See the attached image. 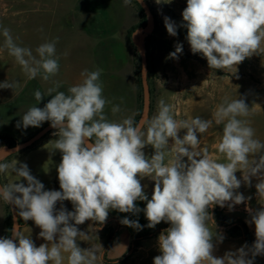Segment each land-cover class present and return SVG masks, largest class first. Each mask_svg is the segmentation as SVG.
<instances>
[{
    "label": "clouds",
    "instance_id": "obj_1",
    "mask_svg": "<svg viewBox=\"0 0 264 264\" xmlns=\"http://www.w3.org/2000/svg\"><path fill=\"white\" fill-rule=\"evenodd\" d=\"M182 18L184 23L178 26L164 17L167 33L175 37L177 28L185 27L192 53L202 54L211 69L234 68L235 74L236 66L246 58L264 53V0H187ZM0 36V51L14 58L27 79L48 81L58 75L59 37L33 50L17 44L11 30L2 25ZM182 52L183 45L177 43L168 58L178 59ZM101 74V69H85L82 81L67 93L58 90L59 81L46 93L36 90L33 95L38 103L46 96L51 99L42 108L31 106L17 122V128L27 129L47 121L57 130L53 135L58 138L51 142L52 152L62 153L57 166L60 190H46L26 163L9 161L12 154L0 147V174H14L20 181L0 185V201L19 209L24 222L33 221L45 241L36 246L14 224L9 236L0 237V264H97L102 260L99 250L77 243L91 239L78 225L92 221L102 227L110 210L133 215L143 211L148 228L162 221L170 224L158 237L160 254L153 264H254L257 256L264 255V142L256 138L248 119L252 113L246 97L225 98L212 119H176L173 106L160 99L150 118L112 121L105 113L112 101L103 95ZM18 86L15 80L0 83V89ZM120 110L119 104L112 105L113 114ZM213 122L223 125L216 145L223 162L200 146V135ZM182 129L186 133L181 138ZM149 145L154 149L150 157L143 151ZM237 171L242 173L240 179ZM144 177L155 182L151 199L141 184ZM252 178L258 181L259 209L248 206L250 196L236 191L242 183L251 187ZM66 200L72 203V211L63 206ZM137 201H146V207L139 208ZM240 204H245L250 216L246 223L255 226V241L215 256L224 236L216 231L209 209L227 205L231 211ZM120 223L137 231L144 227L127 217Z\"/></svg>",
    "mask_w": 264,
    "mask_h": 264
},
{
    "label": "rangeland",
    "instance_id": "obj_2",
    "mask_svg": "<svg viewBox=\"0 0 264 264\" xmlns=\"http://www.w3.org/2000/svg\"><path fill=\"white\" fill-rule=\"evenodd\" d=\"M145 1L154 16L155 27L149 33H138L140 37L136 40L144 49L151 68V101L159 96L172 77H180L183 85V91L174 101L176 119L192 112L194 118L212 119L215 109L225 98L232 100L245 96L252 113L248 119L256 130V138L264 142V53L246 58L236 66L235 74L234 68L225 71L211 69L202 54L192 53L185 27H178L175 37L170 36L165 28L164 17H169L178 26L184 23L182 11L187 0ZM0 25L11 30L17 44L33 50L59 37L56 53L60 57V70L57 76L44 80L45 84L66 80L78 82L85 69L91 71L96 66L98 54L114 48L130 51L136 75L141 77V53L133 42V32L139 26H148L149 21L135 0L128 5L124 0H0ZM177 43L183 45L182 54L178 59L168 58ZM2 45L3 37L0 36V47ZM18 72L25 75L6 50L0 51V83L10 81L11 76ZM8 94L9 89H0V102ZM142 100L141 114L143 92ZM222 128V124L213 122L209 128L214 134L211 142L217 138L219 142ZM219 162H223V158ZM235 174L238 179L242 177L239 171ZM255 184L253 180L251 187L242 183L236 191L243 195L254 193ZM217 217L219 221L224 218L222 211H218ZM166 228L140 234L143 237L136 239L134 247L120 261L106 263L102 258L97 264H153L154 257L160 254L158 237ZM112 235L109 232V236ZM148 239H154L155 246L149 245L148 242L153 241Z\"/></svg>",
    "mask_w": 264,
    "mask_h": 264
},
{
    "label": "crops",
    "instance_id": "obj_3",
    "mask_svg": "<svg viewBox=\"0 0 264 264\" xmlns=\"http://www.w3.org/2000/svg\"><path fill=\"white\" fill-rule=\"evenodd\" d=\"M96 69L102 70L100 79L103 84V95L112 101V103L107 105L105 108V113L107 114L109 120L121 121L127 117H134L137 121L140 113L139 87L137 82L136 66L132 60L130 51L123 48L120 50L114 48L113 50L109 49L101 52L98 54L96 66L93 67L91 71ZM82 79L78 82H75L74 80L61 81V86L58 90L67 93V89L70 86L80 83ZM12 80L18 81L19 86L15 90L9 89L8 96L4 97L3 101L0 102V133L7 134L17 140L24 141L42 128L48 126L50 122L46 121L43 122L40 127L30 126L27 129H23L22 127L17 128V122L21 120L22 115L31 106L36 105L37 107L42 108L44 104L51 99V97L46 96L38 103L35 100L33 93L36 90L46 93L47 90L54 87L55 84H45L41 77L29 80L25 75H22L21 72L13 74L10 78V81ZM182 91L183 85L180 83V77L179 79L172 77L159 96L156 99H152L148 118L156 114L157 105L160 99H163L166 103L172 105L174 110V101L178 96H180ZM121 98H123V102H121ZM113 104L120 105V112L116 114L111 112ZM192 118H194L193 112L189 114L184 113L183 118L179 117L178 119L191 120ZM56 131V129H53L31 147L8 157L9 161L16 159L21 163H26L31 171V174L44 184L46 190H60L57 166L61 162L62 153L59 150L52 152L53 143L51 142L58 138L53 135ZM185 133L186 130L182 129L178 135L182 138ZM213 135L214 134H212L211 130H208L204 133V135H200V146L201 148H206L209 154L213 157L221 159L222 157L220 158V154L216 148L218 138L215 142L210 141ZM172 143L173 142L170 139L169 145L171 146ZM143 151L145 152V155L149 157L154 153V149L150 145L146 146ZM17 179L18 178L11 173L0 174V185L13 183ZM252 180L256 183L258 182L256 178H252ZM24 183L26 184V181H24ZM154 183L155 182L150 177H144L141 179V184L144 186L145 194L149 199H151L153 194ZM244 196L251 197V200L248 201L249 207L253 209H259L261 207V205L257 202L256 192H249ZM62 203L68 211L73 210V205L70 201L66 200ZM136 204L141 209L146 207V201H137ZM8 207H10L9 204L0 201V237L7 236L8 233ZM56 207L59 209L61 207V203L58 202ZM245 207V204L242 206L237 205L234 207L235 209L230 211L229 208H226V206L223 208L217 206V211H222L223 217L228 224L234 225L238 222H242L247 226L251 246L255 241V226H250L246 223V221L250 219V216L245 210ZM18 211L19 209H17V214ZM209 212L211 213V208L209 209ZM125 217L137 220L140 225L144 226L143 229L137 231L131 227L121 224L120 220ZM18 219L19 222H22L20 224V230L25 235H30L36 246L45 243L43 238H40L38 235L41 229L36 226L33 221L24 222L19 216ZM147 223L148 221L143 211L137 215H133L131 213H121L116 210H110L107 221L102 227L92 221H86L84 224L78 225L80 230L89 233L91 239L87 241H78L77 243L82 248L94 246L99 250V254L102 255L103 259L109 262L117 261L130 252V250L134 247V242L140 234L147 230L153 231L164 227H170V224L162 221L153 229L146 227ZM209 227L213 228L214 226L209 223ZM96 229L98 230L96 231ZM216 231L224 236V240L216 246V250L214 252L215 256L221 257L226 251H234L245 244L241 236L232 235L228 231L218 227L217 224ZM109 232L113 233L111 237L109 236ZM108 240L110 242V246L105 248ZM149 240H152L153 242H148V244L155 246L154 243L156 241L154 239H148V241Z\"/></svg>",
    "mask_w": 264,
    "mask_h": 264
},
{
    "label": "water",
    "instance_id": "obj_4",
    "mask_svg": "<svg viewBox=\"0 0 264 264\" xmlns=\"http://www.w3.org/2000/svg\"><path fill=\"white\" fill-rule=\"evenodd\" d=\"M135 1L141 6L142 10L145 12L147 19L149 21L148 26H140L136 28L133 33V42L141 53V62H142V71H141L140 78H141V83H142L144 106H143V112L139 119L141 120L142 118L149 117L150 108H151V94H150V88H149V83H148V59H147L144 49L142 48V46H140V44L136 40V35L138 33L143 34V33L151 32L155 27V20H154V16L148 10L145 0H135ZM141 39H143V36H141ZM52 130L53 128L49 124L48 126L42 128L41 130H39L38 132H36L35 134L30 136L26 140L17 143V145H15L14 147H8V146H1V147L13 155V154H16L20 151H23L31 147L32 145H34L37 141H39L41 138H43L46 134H48ZM10 212H11V217H12V228L14 224H17L18 227L20 228L17 209L15 208L14 205H10ZM211 213L214 216V208H211ZM220 228L225 230L224 227H220Z\"/></svg>",
    "mask_w": 264,
    "mask_h": 264
},
{
    "label": "trees",
    "instance_id": "obj_5",
    "mask_svg": "<svg viewBox=\"0 0 264 264\" xmlns=\"http://www.w3.org/2000/svg\"><path fill=\"white\" fill-rule=\"evenodd\" d=\"M136 2V1H135ZM137 3V2H136ZM144 26V25H142ZM140 27V26H139ZM134 33V32H133ZM151 75V68L148 60V83H149V88H150V82H149V76ZM137 82H138V87H139V100H140V108L142 106L143 100H142V83H141V78L137 77ZM150 94H151V89H150ZM141 117V110L138 115V120ZM21 142L20 140L15 139L14 137L7 135V134H0V146H8V147H14L17 145V143ZM8 211V217H7V222H8V233L7 236L10 235V230L12 229V217H11V212H10V207L7 208ZM218 211H217V206L214 207V218L217 226L219 227H224L226 231H228L232 235H239L243 238L244 243H247L249 246L251 244V240L249 237V232L247 226L242 223L238 222L234 225L228 224L224 218H221L220 221L218 219ZM31 222V220H29ZM20 224L22 222H19ZM141 238L143 236H140ZM110 246L109 240L106 242L105 248H108ZM121 260V259H120ZM117 260L116 262L120 261ZM106 263H111L107 260H105ZM254 264H264V256L260 255L255 258Z\"/></svg>",
    "mask_w": 264,
    "mask_h": 264
},
{
    "label": "bare ground",
    "instance_id": "obj_6",
    "mask_svg": "<svg viewBox=\"0 0 264 264\" xmlns=\"http://www.w3.org/2000/svg\"><path fill=\"white\" fill-rule=\"evenodd\" d=\"M139 37H140V35H137V37H136V38H137V39H139Z\"/></svg>",
    "mask_w": 264,
    "mask_h": 264
}]
</instances>
